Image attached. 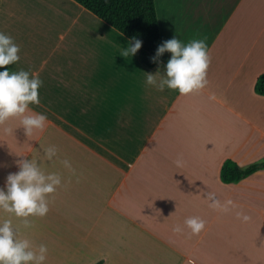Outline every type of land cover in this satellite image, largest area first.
I'll return each mask as SVG.
<instances>
[{
    "label": "crops",
    "instance_id": "0c3cea01",
    "mask_svg": "<svg viewBox=\"0 0 264 264\" xmlns=\"http://www.w3.org/2000/svg\"><path fill=\"white\" fill-rule=\"evenodd\" d=\"M155 4L158 48L174 37L206 41L201 92L148 85L147 74L166 75L172 54L153 68L140 50L121 56L131 41L74 0H0V33L20 48L9 70L39 74L40 104L30 110L47 117L30 137L19 119L6 125L13 135L0 126V189L24 159L61 176L45 217L30 218L31 228L11 217L23 238L47 246L45 264H264V169L233 184L220 177L227 159L244 169L264 163V97L255 92L264 0ZM49 146L58 149L51 161ZM208 193L237 207L214 210ZM190 217L206 222L199 235Z\"/></svg>",
    "mask_w": 264,
    "mask_h": 264
},
{
    "label": "clouds",
    "instance_id": "9594fccd",
    "mask_svg": "<svg viewBox=\"0 0 264 264\" xmlns=\"http://www.w3.org/2000/svg\"><path fill=\"white\" fill-rule=\"evenodd\" d=\"M141 47L142 42L134 37L129 47L122 50L121 56H135ZM19 52L20 48L12 38L0 33V69H4L0 71V126H3L5 134L13 135V128L6 125L10 120L19 119L25 134L30 137L35 130L43 131L47 125L46 115L30 110V105L40 104L39 89L43 81L38 73L9 70V66L20 60ZM165 52L172 54L166 66V75L157 82L158 74H147L148 85L160 91L167 87L182 96L199 93L207 87L211 56L204 39H193L187 44L175 37L165 41L158 48L154 62ZM57 152L55 146L45 149L49 161L57 156ZM61 163L65 168L72 169L67 159ZM175 163L177 167L183 166L182 159H177ZM18 167L17 173L7 177V190L0 189V211L9 217L0 220V264H45L47 246L41 244L35 247L29 239L23 238L11 217L20 219L24 228H31L33 220L30 218H42L48 214V197L61 186L62 179L57 173L46 174L35 160H20ZM207 199L211 201L209 206L217 211L228 212L237 207L231 199L222 203L215 193H208ZM237 218L244 222L251 220L243 213H237ZM185 224L193 235H199L206 227V222L199 217L187 218ZM173 231L181 233L183 230L177 225Z\"/></svg>",
    "mask_w": 264,
    "mask_h": 264
},
{
    "label": "trees",
    "instance_id": "16d2710c",
    "mask_svg": "<svg viewBox=\"0 0 264 264\" xmlns=\"http://www.w3.org/2000/svg\"><path fill=\"white\" fill-rule=\"evenodd\" d=\"M106 24L118 30L127 39L135 37L142 42V61L153 68L160 39V27L155 0H74ZM255 92L264 97V74L256 82ZM264 169L257 163L244 169L234 160L227 159L221 168L220 177L226 184L238 183Z\"/></svg>",
    "mask_w": 264,
    "mask_h": 264
}]
</instances>
